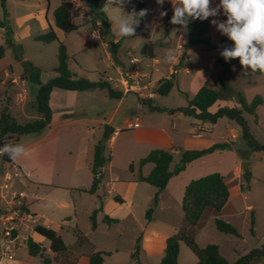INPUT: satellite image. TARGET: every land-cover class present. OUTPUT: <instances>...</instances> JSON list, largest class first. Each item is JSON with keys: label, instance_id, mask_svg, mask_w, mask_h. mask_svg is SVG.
Wrapping results in <instances>:
<instances>
[{"label": "crops", "instance_id": "0c3cea01", "mask_svg": "<svg viewBox=\"0 0 264 264\" xmlns=\"http://www.w3.org/2000/svg\"><path fill=\"white\" fill-rule=\"evenodd\" d=\"M68 1L73 4L72 22L78 26V29L71 33H65L55 24L54 12L61 5L62 0H6V15H4L0 2V21L5 20L13 32L14 46L10 49L19 51V59L22 62L28 61L21 58V53L27 49L25 43L29 40H36V35L46 33L50 28H53L59 41L66 45L67 51H70L71 48L75 51H83L89 49L92 45L99 44L110 59V63H106V69H109L110 72L105 71L103 75L105 78H111L113 86L122 90L123 95L121 98L115 99L110 98L104 90H86L94 93L85 98L84 101L89 102L92 99L94 104L88 109H84L82 107L83 100L73 105H70L68 100H65L66 103L59 100L61 106H58L59 104L54 105L52 97L56 92L77 91L60 89L52 91L49 101L52 111L51 122L48 126L50 129L48 134L41 140L52 137L53 141L62 142L63 150L69 157L73 158V161L69 165L61 166L53 159L33 158L30 168L25 164L26 156L15 160L20 166L24 177L16 182V188L13 191H22L26 194L28 206L36 215V223L23 226L20 231L25 239L23 245L14 259L0 258V264H45L41 258L29 254L28 238H32L35 242L43 245L45 255L50 259L49 264H89V253L92 250H101L108 253L104 256L103 264L108 262L117 264L121 257L130 258V264H160L165 254L167 239L181 231L190 233L188 227L190 224L187 222L182 209V199L186 186L193 179L209 173L196 174V176H190L187 179H184V176L190 171L201 173L207 167L204 165L210 158L223 156L229 147L188 163L183 171L170 179L168 185L162 191H158L153 185L151 188L142 187V184L146 182L138 180L140 173L144 176L149 175L154 168V164L147 163L140 168L138 163L132 162L134 165L133 171L130 170L132 163L128 166L132 176L122 178L113 171V152L107 153L105 147L104 154L109 160L100 170L102 178L96 191L91 193L89 189L92 187L94 180L92 163L95 146L99 140L95 137L96 128L94 126L87 131L91 134V138L89 135H79L81 131L74 126L83 119H73V116L86 113L89 115L85 119L87 122L113 126L117 132L111 134L106 140L105 144H108L109 147H114L122 133L133 131L135 142L143 148L142 157H145L154 149L171 151L174 159L170 165V170H173L180 163V156L185 150H201L216 143H227L236 138L240 140L242 138L241 128L232 120L226 128L229 131L228 134L222 136L214 134L217 125L225 117L220 118L216 124H212V128H208L206 124L209 123L201 122L181 112L171 114L168 111L151 110L152 106L164 109L184 107L187 105V100L179 94L180 90L192 97L203 85L206 83L213 84L216 81L219 70L216 64L217 47L225 36L217 30L211 21L213 19L223 21L226 20V16L222 14L221 10L219 16L208 18L210 24L208 37L212 44L210 49L203 50L199 46L188 48L186 29L171 27L169 36L164 39L165 44L156 48L154 58H145L141 55L144 44L163 36L161 22L166 15L162 16L161 13L173 12L170 0H165L162 6L158 5L156 0H144V9L148 11L146 16L143 17L140 30L132 38L115 36L117 27L112 24L108 17L119 16L121 14L119 9L111 6L107 9H105V6L103 7V11L108 18V27H105V23L100 21L93 12L90 0ZM217 4H219V0H212L213 7ZM135 5L136 0H126L123 11L130 12L133 8L135 9ZM113 6L116 7L117 5L114 4ZM99 24H101L100 28ZM82 26H84V33L80 32ZM110 42H113L114 45L119 44L115 47V54L112 52L114 47ZM4 43L5 28L0 26V46ZM195 47L199 48L198 52L193 51ZM168 49L174 51L177 57L175 63L163 62V57ZM137 53L140 57L136 55ZM132 58L137 59L136 63L131 62ZM207 58L211 60L209 61L210 64L207 63ZM3 59L4 57L0 60V63ZM196 59L199 60V63ZM231 69L233 72L229 77L231 87L235 82H250L248 78L251 79V77L255 78L254 82L256 83L264 81V73L260 72L254 76H247L242 66L237 69L235 66L233 68L232 65ZM11 73H13L12 69ZM11 73L5 69V77H11ZM155 73L160 74V78L156 79L157 81L174 77L178 95L181 97L179 106L170 107L158 102V95L143 103L136 101L131 94H127V89L125 90L124 87L128 86L129 81L134 82L136 77L143 76L152 78ZM52 76H54V73ZM19 79L24 82L26 80L25 74H22ZM0 81L4 83L6 80L0 78ZM9 83H13V81L10 80ZM186 87L190 90H186ZM218 87L219 85H217ZM17 99L19 100L20 97H17ZM260 105L257 110H259ZM221 106L238 105L228 104V102L221 100L219 96L210 110L214 112ZM6 108L12 115L11 108ZM157 113L161 115H156ZM137 118L140 120V126L130 128L129 125L136 122ZM62 125L69 127L60 129ZM75 133H77L76 136L79 135L76 139L66 140L64 138L73 136ZM29 135L34 136L35 134L20 136L8 144L21 143L23 137ZM109 140L110 143H108ZM38 142L39 140L23 145L28 154L34 151L32 147L37 145ZM4 156L10 159L7 154ZM3 159L4 157L0 160V182L4 171ZM214 164L219 165L217 162ZM219 173L225 176L224 172L220 171ZM156 194L158 195V201L154 204L153 199ZM115 196H120L123 202H117ZM9 199L10 195L5 200L0 201V207ZM230 200L231 191L228 202L222 210L223 215L226 214ZM152 206H155V210L151 214V220H148L146 213ZM180 208L182 211H180ZM95 210H98L96 213L97 226L93 229L91 215ZM173 214L176 215L178 220L173 219ZM105 216L118 221L107 225L104 221ZM79 218H82L83 221L82 228L79 226ZM161 220L171 224V227L169 228L165 224H157ZM36 226L55 230L64 240L66 250L58 254L52 252L50 241L34 230ZM77 231L82 232L88 241L80 242L76 234ZM70 232H72V236ZM126 236L131 237V242L123 246L124 243L121 240ZM137 245L140 249L137 258L134 259L133 254ZM121 250L125 251L122 254L124 256H121ZM183 256L189 263L183 261ZM195 259L180 245V263H196L198 259L196 261Z\"/></svg>", "mask_w": 264, "mask_h": 264}, {"label": "trees", "instance_id": "16d2710c", "mask_svg": "<svg viewBox=\"0 0 264 264\" xmlns=\"http://www.w3.org/2000/svg\"><path fill=\"white\" fill-rule=\"evenodd\" d=\"M1 7L6 11V0H0ZM92 10L96 14L100 21L105 23V27H108V18L103 11V7L107 3V0H90ZM144 9V0H136L135 10L139 12ZM73 4L71 1L62 0L61 5L55 10L54 18L55 24L58 28L65 33H71L78 29V26L72 22ZM173 12L168 13L161 22L163 29V36L155 41H150L142 47L141 55L145 58H154L155 50L157 47H161L165 44L164 39L169 36L170 28H180L179 25H173L170 23ZM143 19H141L139 26L135 30V36L140 30ZM0 26L5 28V43L0 46V60L4 57L6 49L14 46L13 32L5 20L0 21ZM210 24L207 20H190L187 29V47L191 48L199 46L203 50L210 49L212 47L211 41L208 37ZM134 36H125L124 38H132ZM35 39L45 44L52 42L59 43L58 53V65L55 66L52 71L54 76L50 77L46 82H41V69L35 66L30 61L23 62L25 67V78L31 82L39 84V90L36 97V106L39 113V117L33 121L26 123H18L10 114L6 107L0 110V146L8 144L4 138L18 139L20 136L28 134H40L45 128H47L51 122L52 111L50 107V95L54 89L77 91L82 92L92 89H100L107 92L110 98L119 99L123 95V91L113 86L112 81L109 78H105L103 74H99V79L92 81L86 76H79L70 69L69 56L66 45L59 41L53 28H50L46 33H40L35 36ZM114 48L112 52L115 54L119 44H113ZM232 41L226 36L219 43L216 53V64L220 69V74L213 84L206 83L199 91L189 96L188 93L179 91V94L187 100V105L175 109H164L160 107H151L153 111H168L169 113L181 112L184 115L190 116L196 120L204 123L216 124L220 118H227L236 122L241 128V137L246 141L248 147L254 152H264V142H259L252 133L251 124L246 115H254L258 106L261 104V96H256L251 103H247L244 97L239 98L240 106H221L216 111L210 110L211 106L217 101L219 97V88L229 90L231 88L229 84V77L232 75L231 66L238 62V59H233L230 62L225 60L220 55V52L224 47H231ZM245 70V69H244ZM260 72H252L250 69L245 70V75L254 76ZM219 85V88H217ZM176 88L174 77L163 78L160 81L157 93L162 96H167L171 91ZM106 139H102L95 146L94 160L92 163V171L94 173V180L89 192L94 193L100 183L102 174L101 168L109 160L105 157ZM229 143H216L206 149H192L185 150L180 156V163L170 170V165L173 162L174 156L171 151L164 149H154L148 153L145 157H142L138 165L143 167L147 163L154 164V168L149 175L144 176L139 174L138 180L146 182L155 186L158 191H162L168 185L170 179L185 169V166L193 160L211 154L215 151L225 149L229 147ZM1 147V148H2ZM133 163L130 165V170L133 171ZM246 179L249 181L250 172H245ZM230 196L229 186L224 176L219 172H212L197 179H193L185 188V192L182 199V209L185 214L187 222L192 226H201L204 213L206 210H210L215 216V226L217 230L227 234H233L241 237V233L238 228L232 223L224 220L220 217L222 210L228 202ZM117 202H123L120 196H115ZM158 201V195L156 194L153 202ZM101 209V208H100ZM98 209V210H100ZM95 210L91 215L92 228L95 229L96 213ZM153 208L148 209L146 217L151 220V214ZM104 221L107 225L117 222V219H112L105 216ZM254 224V217L251 220ZM37 233L45 237L50 241V248L52 252L58 254L63 253L66 250V245L62 237L53 229L43 226H36L34 229ZM252 231H254L252 229ZM78 240L80 242L88 241L85 235L77 231ZM184 243L197 257L198 261L194 264H256L262 261L264 257V245L258 248H254L239 254L237 260L233 263L229 262L219 251L217 244H207L201 247L196 242L192 234L186 232H178L171 235L166 241L165 254L160 264H182L179 261L180 245ZM27 246L29 254L33 257H39L45 264L50 263V259L45 255V248L41 243L35 242L32 238H28ZM139 245L136 246L133 254L134 259L137 258L139 252ZM108 253L101 250H92L89 253V264H103L104 256Z\"/></svg>", "mask_w": 264, "mask_h": 264}, {"label": "rangeland", "instance_id": "374dc122", "mask_svg": "<svg viewBox=\"0 0 264 264\" xmlns=\"http://www.w3.org/2000/svg\"><path fill=\"white\" fill-rule=\"evenodd\" d=\"M80 32H85L84 26H82ZM25 44L27 49L21 53V58L31 61L36 66L40 67L41 82H46L53 74L51 69L58 65L59 43L56 41L49 44H44L40 41L29 40ZM193 51L198 52L199 48L195 47ZM67 52L70 58V68L79 76H86L92 81H96L99 79V74H104L105 71L108 73L110 72L109 69H106V63H110V59L104 50L100 48L99 44H95L94 46L92 45V47L89 49H84L83 51H75L73 48H71L70 51ZM138 54L139 53L136 55L140 57ZM19 57V51L8 48L4 59L0 63V70H2L0 72V78L1 80H6L4 83L0 81V110L3 107H10L13 118L18 123H26L39 117L36 106V97L39 90V84L31 82L28 79H26L24 82L19 79L22 74H25L24 64L19 59ZM198 61L199 60H197V62ZM206 61L209 63L211 60L207 58ZM233 66L237 67V69L241 67L240 63L238 62H235ZM5 69H7L9 73H11V69L13 70L11 77H5ZM219 74L220 69L218 70V75ZM159 75L160 74L155 73L152 75V78H149L148 76V78H145L141 82V92L144 95L153 93V96H142L139 92H136L132 88L134 86L133 81H129L128 86L126 88L124 87V89H127V94H131L136 101L145 103L147 100H150L152 97L154 98L158 95V102L170 107L179 106L181 97L178 95L177 88H174L167 96H162L157 93L161 81L156 80L157 78H160ZM254 79V77H251V79L248 78V81L250 82H235L233 87H231L229 90L220 89L218 87L219 96L221 100L228 102V104H236L238 106L240 105V96L244 97L247 103H251V101L256 96H261V105L259 110H256L254 115H248L247 118L252 126V133L254 137L259 142H264V81L256 83L254 82ZM10 80L13 81V83H9ZM186 88V90H190L188 87ZM24 89H27V94L22 97ZM93 93V91H58L53 95L52 98L54 99V105L59 104L58 106H61L59 100H63L65 103V100H68L70 105L77 104V102L79 103L80 100H83L82 107H84V109H88V107H91L94 104V101L91 99V101L85 102L86 100L84 101V99L90 97L93 95ZM17 97H20V99L18 100ZM220 103L223 104L222 102ZM55 110L57 113V108ZM156 115L161 114L157 113ZM88 117L89 115L86 113L74 115L73 119H83L79 121V123L75 124L74 127L81 131V133L79 132V135H89L91 138V134L87 131L94 126L96 128L95 137L101 141L104 139L105 125L87 122L85 119ZM230 124V120L224 118L217 125L214 134L217 136H222L226 133L228 134L229 131L226 128ZM206 126L208 128L213 127L212 124H206ZM67 127L62 125L60 126V129ZM49 129V127L45 128L38 135L24 136L21 143L15 142L14 145L22 143V145H26L33 141L39 140L38 144L32 147L34 148V151L25 157V164L28 167L31 168L33 158H49V160L53 159L58 165L61 166L69 165L73 161V158L69 157L68 154L63 150L62 142H55V140L53 141L52 137L41 140L45 135L48 134ZM76 135L77 133H75L73 136H67L64 138L66 140L76 139L79 137V135ZM134 136L135 133L133 131H126L121 134L113 148L109 147L108 144H105L107 153L110 154V152H113V171L122 178L132 176V173H130L128 170V166L132 162L137 164L143 154V148L139 147V145L135 142ZM4 140L8 142L13 141V139L8 137H5ZM108 143H110V140ZM227 143L230 145L227 152L223 154V156L219 158L213 157V159L210 158L204 165L207 167L202 170L201 173H194L190 171L184 176V179H187L190 176H196V174H207L220 171L225 173L224 178L231 191V200L227 207L226 214L223 215L221 213L220 217L235 225L241 233V237L235 236L233 234L223 233L217 230L214 223L216 216L210 210H206L204 213L201 226H188L190 229V233L188 234H192L198 245L201 247H204L210 243L217 244L219 246L220 253L229 262L233 263L237 260L239 254L264 245V152L252 151L243 138L240 140L239 138H236ZM2 157L3 155H0V160ZM215 161L219 165L214 164L216 163ZM242 162L248 163L247 170L243 169ZM246 171L250 172L249 181L246 179ZM16 182L13 183L10 191H13L16 188ZM142 187L151 188L153 186L151 184L143 183ZM152 208L155 210V206H152ZM180 211H182L181 208ZM252 216L254 217L253 225L251 223ZM173 219H177L176 215H174ZM79 224V226L82 228V218H79ZM157 224H165L169 228L171 227V224L163 222L162 220L158 221ZM252 229L254 231H252ZM129 232L130 230L128 233ZM71 233L72 232H70V235L72 236ZM66 240L68 241V239ZM116 242H118V240H116ZM121 242L124 243H122L123 246L126 245V243L128 245L131 242V237L126 236L121 240ZM181 246L196 258L195 261L197 260L196 255L184 243H182ZM124 252V250H121V256H124L122 255ZM182 258L183 261L189 263V261H187L184 256ZM130 262V258L121 257L117 264H130ZM107 264L112 263L108 262ZM256 264H264V257L262 261Z\"/></svg>", "mask_w": 264, "mask_h": 264}, {"label": "clouds", "instance_id": "9594fccd", "mask_svg": "<svg viewBox=\"0 0 264 264\" xmlns=\"http://www.w3.org/2000/svg\"><path fill=\"white\" fill-rule=\"evenodd\" d=\"M126 0H107L105 9L109 6L120 10L119 16L108 17L115 24V36H135V30L147 9L137 12L134 8L130 12L123 11ZM162 6L165 0H156ZM173 15L170 23L187 29L190 20H207L221 14L226 20L213 19L211 23L230 41L231 47H224L220 55L225 62L238 59L245 70L264 73V0H219V4L212 6V0H170ZM117 5L114 7L113 5ZM161 15H167L162 12ZM177 57L172 49H168L163 62L175 63ZM234 68V66H233ZM7 154L13 161L27 156L28 152L22 144H6L0 148V155Z\"/></svg>", "mask_w": 264, "mask_h": 264}, {"label": "built area", "instance_id": "2783aa9c", "mask_svg": "<svg viewBox=\"0 0 264 264\" xmlns=\"http://www.w3.org/2000/svg\"><path fill=\"white\" fill-rule=\"evenodd\" d=\"M99 25L100 28L101 24ZM136 61V58L131 59L133 63H136ZM109 79L112 80L111 78ZM144 79L145 76L136 77L132 88L142 96H153V93L144 95L141 92V82ZM26 94L27 89H24L22 97ZM139 126L140 120L138 118L136 122L129 125L130 128ZM4 155V171L0 182V201L5 200L8 195H10V199L0 207V258L14 259L25 240L20 231L25 225H34L36 223V215L30 210L26 201L27 196L24 192L10 191L13 183L21 180L24 174L15 161L5 158Z\"/></svg>", "mask_w": 264, "mask_h": 264}, {"label": "water", "instance_id": "95a60500", "mask_svg": "<svg viewBox=\"0 0 264 264\" xmlns=\"http://www.w3.org/2000/svg\"><path fill=\"white\" fill-rule=\"evenodd\" d=\"M114 132H115V128L113 126L109 125V124H106L104 126V139H108L110 137V135L112 133H114ZM242 167H243L244 170H247L248 163L247 162L243 163Z\"/></svg>", "mask_w": 264, "mask_h": 264}]
</instances>
